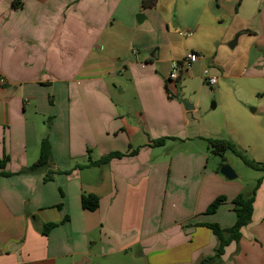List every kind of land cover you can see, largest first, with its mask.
Returning <instances> with one entry per match:
<instances>
[{"label":"crops","instance_id":"1","mask_svg":"<svg viewBox=\"0 0 264 264\" xmlns=\"http://www.w3.org/2000/svg\"><path fill=\"white\" fill-rule=\"evenodd\" d=\"M12 1L0 0V158L8 157L12 174L0 177V264H198L211 255L217 242L201 225L231 228V201L252 186L208 168L205 139L224 138L166 88L174 97L182 73L195 78L202 53L216 63L209 87L244 73L231 77L234 65L220 66L219 55L194 40L178 50L169 38L173 26L190 28L192 39L212 20H229V34L248 39L235 65L257 58L264 71V0H151L148 8L142 0H21L11 9ZM185 53L196 59L179 81H168ZM227 113L223 136L263 163L264 123L248 115L257 109L235 105ZM44 138L48 166L18 174L36 163ZM162 138L169 139L155 147ZM191 142L199 147L181 148ZM111 153L126 156L78 168ZM87 195L98 198L94 211L81 206ZM219 196L226 201L206 214ZM49 223L57 226L44 236ZM222 260L264 264V179L250 224Z\"/></svg>","mask_w":264,"mask_h":264},{"label":"rangeland","instance_id":"2","mask_svg":"<svg viewBox=\"0 0 264 264\" xmlns=\"http://www.w3.org/2000/svg\"><path fill=\"white\" fill-rule=\"evenodd\" d=\"M196 10H198V13L203 12L204 4H201ZM229 23L230 21L225 19L222 22L212 20L211 23H207L206 27L202 29L203 34L199 33L194 38H189L187 40L179 37L177 32L185 31L186 29L190 30V28L183 25L175 28L173 26L171 32H174V34L169 38L170 41L174 43V47L176 46L178 50H181V48L189 49L192 40H194L195 43L199 44L202 50L219 55V59L222 61L220 66L225 64V67L229 69L234 65L233 71L230 72L231 77L244 73L240 78L219 79L218 86L209 87L201 80L202 73L205 69L210 70L215 67L216 63L208 59V54L202 53L201 55L203 58L205 57L204 60L197 61L193 68V71L195 70V78H192L190 74L182 73L180 75L181 81L177 83L176 86L174 84L175 87H171V92L175 98L177 97L187 102L196 109V113L193 116L199 121L201 126L212 133L218 132V135H220L219 137L224 139H227V136H223L224 130H226L225 125L226 122L230 120L227 112H229L230 108H234L235 105L242 106L247 112H251V109H257V113L248 115L251 119H257L260 123H264V115L262 113V107L264 106L263 67L255 64V61L257 63V58L251 60L249 63H245V59H243L238 65H235L234 62L237 58L245 56V49L247 46L244 40L248 39L246 37H242L241 39L238 38L236 46L231 48L229 44L237 36V33L229 34L231 31L229 29ZM254 56L255 54L253 53L252 58H254ZM260 60L264 61V55L260 54ZM210 72L212 74H218L214 70H210ZM219 76L220 75H218V77ZM235 115L237 114H234L232 120L236 122L239 120L242 121L240 117H235ZM188 117L192 118L190 112ZM200 145L201 148H206L205 144L200 143ZM189 146H193L196 149L199 147V144L197 142H191L189 145H182L181 148L187 149ZM244 154L248 158L250 157L246 152H244ZM207 155V166L209 169L215 167V169L217 168L216 172H219L220 167H218V165L222 162V164H228L232 168L238 178L230 181L231 183L240 184L243 187H245V185L253 187L256 180L263 175V173L254 171L245 166L232 153H225L224 161H221L222 159L220 157L212 154L209 149ZM249 159H251V157Z\"/></svg>","mask_w":264,"mask_h":264},{"label":"trees","instance_id":"3","mask_svg":"<svg viewBox=\"0 0 264 264\" xmlns=\"http://www.w3.org/2000/svg\"><path fill=\"white\" fill-rule=\"evenodd\" d=\"M142 7L148 8L151 7L154 3L151 0H142ZM22 6L21 0H13L11 4L12 9H18ZM179 81V79L177 80ZM166 93L169 98L173 97L168 89L166 88ZM169 138H162L159 140L153 141V145L155 147H161ZM208 149L210 152L218 157H220L224 161L225 153H232L235 155L245 166L248 168L263 173L261 177L256 180L255 185L248 193H241L232 199L231 204L233 207V212L235 214V222L234 225L229 229H221L216 224H205L201 225L208 228L213 236L216 239V247L211 255L202 258L198 264H223L222 256L224 255L225 248L228 247L231 243L238 244L242 237V229L248 226L252 219L253 213V203L255 200L256 192L264 179V163H257L251 159H249L244 152L231 140L229 139H219V138H208L205 139ZM137 150H133L128 155H135ZM125 154L121 153H111L104 157H101L96 161H89L88 164L84 166H78V168H85L91 166H103L107 165L112 159H120L125 157ZM51 158V146L49 141L44 138L40 142L39 146V157L32 166L21 170L18 174H29L38 169L46 168L49 164ZM8 162V157L3 155L0 158V177H10L12 174L5 170L6 164ZM223 163V162H222ZM220 163L218 167L222 165ZM52 175V172L48 174L45 180H49ZM226 201V198L223 196H219L215 198L207 207L206 214H214L220 204ZM81 206L83 209L88 211H94L98 207V198L93 195L83 196L81 199ZM57 226L56 223L44 224L40 228V233L44 236L48 235L49 231ZM200 226V225H198Z\"/></svg>","mask_w":264,"mask_h":264},{"label":"built area","instance_id":"4","mask_svg":"<svg viewBox=\"0 0 264 264\" xmlns=\"http://www.w3.org/2000/svg\"><path fill=\"white\" fill-rule=\"evenodd\" d=\"M177 34L183 38L188 39L193 36L191 31H178ZM196 59V55L193 53H186L180 60L171 64L170 73L167 80L170 82H176L179 78V72L186 70L190 67L191 62ZM202 80L208 86H214L217 82V78L211 75L208 69H205L202 73ZM5 84V80L0 76V87Z\"/></svg>","mask_w":264,"mask_h":264},{"label":"water","instance_id":"5","mask_svg":"<svg viewBox=\"0 0 264 264\" xmlns=\"http://www.w3.org/2000/svg\"><path fill=\"white\" fill-rule=\"evenodd\" d=\"M144 17L141 14H138L136 16V21L137 23H140L141 20H139V18ZM236 41H237V36L234 38V40L229 44V46L232 48L236 45ZM10 94V92H8ZM3 96H7V94H4ZM182 103V105L184 106V109L186 111H191L193 109V107L191 105H189L187 102L185 101H180ZM219 173L221 176H223L225 179L227 180H235L237 178L235 172L232 170V168L228 165V164H222L219 168Z\"/></svg>","mask_w":264,"mask_h":264}]
</instances>
